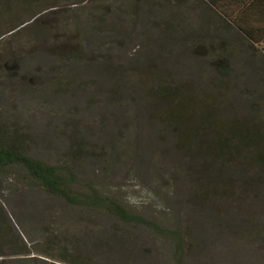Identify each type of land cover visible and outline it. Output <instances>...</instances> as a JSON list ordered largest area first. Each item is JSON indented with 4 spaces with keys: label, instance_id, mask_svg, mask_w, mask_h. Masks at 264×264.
Wrapping results in <instances>:
<instances>
[{
    "label": "rangeland",
    "instance_id": "374dc122",
    "mask_svg": "<svg viewBox=\"0 0 264 264\" xmlns=\"http://www.w3.org/2000/svg\"><path fill=\"white\" fill-rule=\"evenodd\" d=\"M2 10L0 119L77 195L139 218L50 194L12 165L0 171V264H264V164L246 159L249 147L220 157L210 127L234 122L264 140L257 48L201 0ZM158 84L188 97L200 134L209 122L211 151L178 139Z\"/></svg>",
    "mask_w": 264,
    "mask_h": 264
},
{
    "label": "trees",
    "instance_id": "16d2710c",
    "mask_svg": "<svg viewBox=\"0 0 264 264\" xmlns=\"http://www.w3.org/2000/svg\"><path fill=\"white\" fill-rule=\"evenodd\" d=\"M20 0H0V11L12 3ZM25 1V0H23ZM226 25L235 29L245 40V43L257 48L264 55V0H201ZM3 11V10H2ZM39 13V12H38ZM36 13V14H38ZM15 27H12V30ZM202 49L201 45L197 46ZM155 94L170 97L172 106L168 110V117L179 140L192 143L202 149L205 145L208 151L214 146L205 144V128L207 121H202L204 128L198 132L199 116L192 114V108L187 96L182 94L175 85L158 84ZM212 143L220 157L238 151L239 148L249 147L248 160H254L258 165L264 164V143L261 136L252 129L242 127L234 122L212 124ZM26 136L19 128L11 126L0 119V171L9 166H19L24 169L29 183L41 187L50 194L62 197L70 202H81L105 205L110 211L124 220H134L137 215L128 213L115 200L99 196L94 193L78 194L72 191L70 177L62 172L58 166L31 156L26 146ZM225 154V156H223Z\"/></svg>",
    "mask_w": 264,
    "mask_h": 264
}]
</instances>
